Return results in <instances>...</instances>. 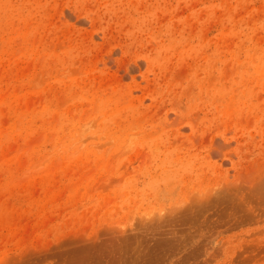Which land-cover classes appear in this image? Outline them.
Instances as JSON below:
<instances>
[{
	"label": "rangeland",
	"instance_id": "rangeland-1",
	"mask_svg": "<svg viewBox=\"0 0 264 264\" xmlns=\"http://www.w3.org/2000/svg\"><path fill=\"white\" fill-rule=\"evenodd\" d=\"M0 264H264V0H0Z\"/></svg>",
	"mask_w": 264,
	"mask_h": 264
},
{
	"label": "bare ground",
	"instance_id": "bare-ground-1",
	"mask_svg": "<svg viewBox=\"0 0 264 264\" xmlns=\"http://www.w3.org/2000/svg\"><path fill=\"white\" fill-rule=\"evenodd\" d=\"M80 130H82V128H81ZM82 131H83V130H82ZM82 131H81V132H82ZM79 132H80V131H79ZM83 132H85V130H84ZM80 134H81V136L83 135V133H80Z\"/></svg>",
	"mask_w": 264,
	"mask_h": 264
}]
</instances>
